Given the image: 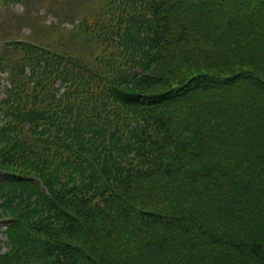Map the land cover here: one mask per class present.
<instances>
[{"label":"trees","instance_id":"obj_1","mask_svg":"<svg viewBox=\"0 0 264 264\" xmlns=\"http://www.w3.org/2000/svg\"><path fill=\"white\" fill-rule=\"evenodd\" d=\"M107 3L0 43V264H264V0Z\"/></svg>","mask_w":264,"mask_h":264},{"label":"rangeland","instance_id":"obj_2","mask_svg":"<svg viewBox=\"0 0 264 264\" xmlns=\"http://www.w3.org/2000/svg\"><path fill=\"white\" fill-rule=\"evenodd\" d=\"M98 13L108 27L110 4L107 0H29L26 6L1 1L0 43H28L29 37L36 33V38L45 36L49 43H54V48L48 50L55 55H63L58 48L59 44L63 49L68 46L75 57L87 59L88 56H99L102 54L103 45L86 39L84 35H75L77 24L72 21L83 16L95 17ZM31 45L42 48L44 44ZM5 77L6 74L0 76V93L3 87H8ZM1 228L0 223V231ZM3 240L4 237L0 235V242Z\"/></svg>","mask_w":264,"mask_h":264}]
</instances>
